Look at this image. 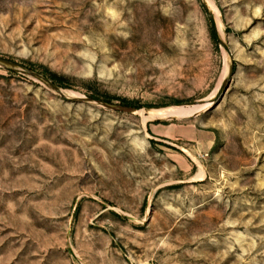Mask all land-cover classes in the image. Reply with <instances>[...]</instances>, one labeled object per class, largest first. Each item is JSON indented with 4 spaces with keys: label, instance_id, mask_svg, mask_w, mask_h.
Wrapping results in <instances>:
<instances>
[{
    "label": "rangeland",
    "instance_id": "obj_1",
    "mask_svg": "<svg viewBox=\"0 0 264 264\" xmlns=\"http://www.w3.org/2000/svg\"><path fill=\"white\" fill-rule=\"evenodd\" d=\"M209 2L231 58L200 0H0V55L75 96L211 97L0 65V264H264V0Z\"/></svg>",
    "mask_w": 264,
    "mask_h": 264
},
{
    "label": "water",
    "instance_id": "obj_2",
    "mask_svg": "<svg viewBox=\"0 0 264 264\" xmlns=\"http://www.w3.org/2000/svg\"><path fill=\"white\" fill-rule=\"evenodd\" d=\"M200 3H201L202 8L204 9V12L206 14L207 19L209 20V22L212 26V29H213V32H214L216 39L218 40L220 45L223 47V49L226 51V53L229 54V56L231 58L229 46H228L227 42L220 36V34L217 30V26H216V22H215V16H214L213 12L209 8V6L207 5L205 0H200ZM0 65H4V66H6V67H8L14 71L21 72L25 75L34 77V78L44 82L46 85H48L53 90L58 92L62 97L67 98L71 101L93 102V103L101 105L107 109L114 110V111L126 112V113H136L140 109L145 110V111L148 109H151L150 107L139 108V107L133 106V105L112 103L110 101H106V100L95 98V97H69L64 93V89L61 86H59L57 83H55L52 79L48 78L46 75H44V74H42V73H40V72H38L32 68L25 66L24 64H22L16 60H13V59H10L8 57H4V56L0 55ZM231 73H232V68H229L228 77L221 84L215 100H218L221 97L224 90L226 89L228 82H229V79H230V76H231ZM203 103H205V102L193 101L190 104L196 106V105H201Z\"/></svg>",
    "mask_w": 264,
    "mask_h": 264
},
{
    "label": "bare ground",
    "instance_id": "obj_3",
    "mask_svg": "<svg viewBox=\"0 0 264 264\" xmlns=\"http://www.w3.org/2000/svg\"><path fill=\"white\" fill-rule=\"evenodd\" d=\"M206 1V3H207V5L209 6V8L212 10V7L213 6H211V4H210V2H209V0H205ZM213 4V3H212ZM214 15H215V13H214ZM215 22H216V26H217V30H218V32H219V34L221 35V31H220V29H219V24H218V19H217V17H216V15H215ZM221 24V23H220ZM64 93L67 95V96H69V97H83V96H75L74 94L75 93H73V92H71V91H68V90H65L64 89ZM209 99H211V97L210 98H208L207 99V102H205V103H203V104H201V105H196V106H190L189 108H183V107H176V109H174L173 107H171L170 108V110H169V108L168 109H150V110H147V111H145V110H139L138 111V113H140V112H142L143 114L142 115H144V118L145 119H147L148 117H150L151 115H153L154 117L156 116V117H160V116H164V114L165 115H167V116H169V115H172L173 116V114L176 116L177 114H187V115H191V114H193V113H197L199 110H202V109H205L206 107H208V105H209ZM211 102V101H210ZM174 109V110H171V109ZM152 111H155V112H152ZM197 111V112H196ZM200 113V112H199ZM171 116V117H172ZM170 117V116H169Z\"/></svg>",
    "mask_w": 264,
    "mask_h": 264
}]
</instances>
